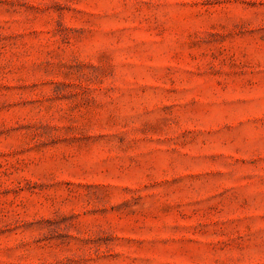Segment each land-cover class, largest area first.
I'll return each mask as SVG.
<instances>
[{
  "label": "rangeland",
  "instance_id": "rangeland-1",
  "mask_svg": "<svg viewBox=\"0 0 264 264\" xmlns=\"http://www.w3.org/2000/svg\"><path fill=\"white\" fill-rule=\"evenodd\" d=\"M0 264H264V0H0Z\"/></svg>",
  "mask_w": 264,
  "mask_h": 264
}]
</instances>
